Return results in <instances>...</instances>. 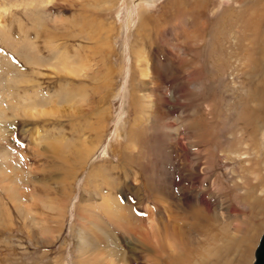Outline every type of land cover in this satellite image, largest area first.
I'll use <instances>...</instances> for the list:
<instances>
[{
  "label": "rangeland",
  "instance_id": "obj_1",
  "mask_svg": "<svg viewBox=\"0 0 264 264\" xmlns=\"http://www.w3.org/2000/svg\"><path fill=\"white\" fill-rule=\"evenodd\" d=\"M263 231L264 0H0V264H252Z\"/></svg>",
  "mask_w": 264,
  "mask_h": 264
},
{
  "label": "water",
  "instance_id": "obj_2",
  "mask_svg": "<svg viewBox=\"0 0 264 264\" xmlns=\"http://www.w3.org/2000/svg\"><path fill=\"white\" fill-rule=\"evenodd\" d=\"M252 264H264V231L254 251V262Z\"/></svg>",
  "mask_w": 264,
  "mask_h": 264
},
{
  "label": "bare ground",
  "instance_id": "obj_3",
  "mask_svg": "<svg viewBox=\"0 0 264 264\" xmlns=\"http://www.w3.org/2000/svg\"><path fill=\"white\" fill-rule=\"evenodd\" d=\"M145 1H148V3L149 2H155V1H157V0H138V3H143V2H145ZM86 153H90V150H87L86 151ZM104 210H106V211H109V213L111 212L113 215H111L110 216V218H112V219H115V220H123V219H125L126 218V216L125 217H123V215L119 212L118 213V211H116V212H113L112 210H110L109 209V207L106 205V204H104V206L102 207ZM117 222V221H116ZM126 223H128V222H126ZM171 230V229H170ZM156 232V231H155ZM153 233V232H152ZM173 234V233H172ZM156 235V234H155ZM256 235V234H255ZM257 236V235H256ZM254 257V256H253ZM122 262H123V264H128V262H127V260H125V259H123L122 260ZM253 262H254V260H253ZM117 264H119V263H117ZM158 264V263H157Z\"/></svg>",
  "mask_w": 264,
  "mask_h": 264
}]
</instances>
